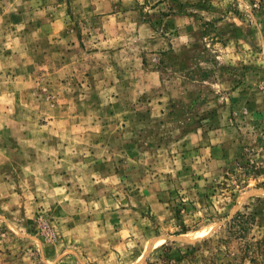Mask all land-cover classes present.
I'll use <instances>...</instances> for the list:
<instances>
[{"label": "rangeland", "instance_id": "obj_1", "mask_svg": "<svg viewBox=\"0 0 264 264\" xmlns=\"http://www.w3.org/2000/svg\"><path fill=\"white\" fill-rule=\"evenodd\" d=\"M73 252L264 264V0H0V264Z\"/></svg>", "mask_w": 264, "mask_h": 264}, {"label": "crops", "instance_id": "obj_2", "mask_svg": "<svg viewBox=\"0 0 264 264\" xmlns=\"http://www.w3.org/2000/svg\"><path fill=\"white\" fill-rule=\"evenodd\" d=\"M60 185V184H58ZM62 185L59 186V188H61ZM53 188V187H52ZM76 233H72L69 232V238H71V241L74 240L73 238H75ZM67 237V236H65ZM78 261H80L77 253L73 252V253H68L67 255H64V258L61 260L60 264H77Z\"/></svg>", "mask_w": 264, "mask_h": 264}, {"label": "bare ground", "instance_id": "obj_3", "mask_svg": "<svg viewBox=\"0 0 264 264\" xmlns=\"http://www.w3.org/2000/svg\"><path fill=\"white\" fill-rule=\"evenodd\" d=\"M201 232V231H200ZM203 232V231H202Z\"/></svg>", "mask_w": 264, "mask_h": 264}]
</instances>
